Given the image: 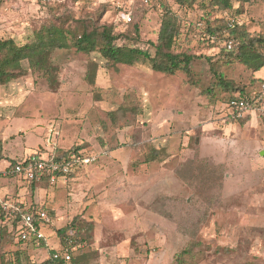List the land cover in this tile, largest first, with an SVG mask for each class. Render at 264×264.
Wrapping results in <instances>:
<instances>
[{"label": "rangeland", "instance_id": "374dc122", "mask_svg": "<svg viewBox=\"0 0 264 264\" xmlns=\"http://www.w3.org/2000/svg\"><path fill=\"white\" fill-rule=\"evenodd\" d=\"M118 1L0 0V39L29 42L56 18L68 25L89 18L122 30ZM251 1L239 13L237 0L222 11L207 0H151L135 17L139 38L116 41L153 55L157 23L170 10L179 25L173 50L194 56L189 76L157 72L139 60L109 64L98 51L70 47L52 55L56 91L25 62V75L0 85V168L35 153L46 158L54 147L95 156L53 184L1 177L0 185L18 194L6 201L17 199L23 211L43 203L52 213L35 245L17 241V220L0 206V264L16 250L21 264L47 259L63 244L57 229L75 216L92 224L90 238L73 251L83 264H264V119L230 122L231 92L214 75L221 72L248 92L264 69L254 74L236 58L225 59L224 43L206 35L207 22L233 15L264 36V0ZM153 149L159 155L147 161Z\"/></svg>", "mask_w": 264, "mask_h": 264}, {"label": "trees", "instance_id": "16d2710c", "mask_svg": "<svg viewBox=\"0 0 264 264\" xmlns=\"http://www.w3.org/2000/svg\"><path fill=\"white\" fill-rule=\"evenodd\" d=\"M174 1L180 4H192L196 0ZM237 1L239 2V13H243L244 4L252 2L251 0ZM207 2L217 11L229 9L232 6V0H207ZM147 5L141 3V0H134L133 4H131L132 21L123 25L124 28L118 31L114 30V26L111 23L99 24L98 20L92 21L89 18L71 19L73 22L71 25H68V21L65 23V20L56 18L54 21L48 20L46 24L42 25L29 42L18 44L12 38L0 39V85L7 84L12 79L25 75L27 73V69L23 65L25 62L28 69L38 72L45 79L49 88L52 91H56L59 84L58 68L53 63L52 55L55 50L68 49L70 47L84 53L98 51L105 62L109 64L121 63L132 65L139 60L148 62L151 69L157 72L173 73L176 70H182L189 76L191 74L190 63L194 56L173 50L176 38L179 35V25L178 16L170 10L163 11L157 23L158 29L156 41L153 43V55L146 49L121 45L116 42L119 39L137 40L139 38V25L135 21V17L136 14L140 13L143 6ZM206 35L212 42L222 41L224 43L222 50L224 51L223 57L225 59L230 61L232 58H236L250 69L252 73L264 69V36L250 33L244 23L236 25L233 28H228L223 19L215 20L213 24L207 22ZM229 40L237 41V44L232 49L226 47V43ZM92 66L86 74V78L91 83L94 80L95 69L97 67L94 63H92ZM214 75L216 77L215 84L231 92L229 98L237 93L240 95H250L252 91L246 92L243 87L236 85L233 81L227 80L221 72L217 73L214 71ZM262 77H259L258 81L262 80ZM114 112L116 113L117 111L115 110ZM249 118V116H245L243 118L227 119L230 122H243ZM79 148L72 146L67 150H61L58 147H54L50 156L54 159H60L73 154L84 156L85 154L80 152L81 149ZM158 155V150L153 149L152 154L147 157V161L154 160ZM12 165L9 164L8 168ZM74 175L75 173L71 172L68 178ZM41 180L47 181L45 178ZM35 181L32 180L30 183ZM42 208L49 215L52 213L48 208L43 206ZM35 210L27 209L24 212H33ZM0 216H3L1 210ZM15 218L18 220V216ZM91 230V223L83 224L80 218L75 216L63 227L57 229L56 233L60 239V243H64V238L70 236L74 240L73 245L77 247V243L81 244L82 241L90 238L89 233ZM13 235H15V232ZM53 252L49 254L47 259L38 264H65L63 260H53ZM20 254L21 252L16 250L13 259H10L8 264H21ZM76 256L72 252V259L67 264H83L80 263L81 255Z\"/></svg>", "mask_w": 264, "mask_h": 264}, {"label": "built area", "instance_id": "2783aa9c", "mask_svg": "<svg viewBox=\"0 0 264 264\" xmlns=\"http://www.w3.org/2000/svg\"><path fill=\"white\" fill-rule=\"evenodd\" d=\"M151 0H141V3L147 5ZM134 0H122L115 4V9L122 25L132 21L131 4ZM225 23L228 28H233L240 25V21L236 16L230 15L225 17ZM237 44V41L229 40L226 43L228 49H232ZM228 109L227 117L229 119L243 118L245 116L264 118V76L259 81L256 89L252 90L250 95L235 94L226 103ZM95 160V156L70 155L60 159H54L47 154L37 156L32 154L24 159L16 162L13 166L4 171H0V178L10 174L22 175L25 180H41L45 178L48 183L53 184L58 178L64 181L68 180V175L78 172L85 168L89 163ZM0 206L8 213H12L14 217L18 216L15 224V236L20 242L26 243L30 240H40L43 238V233L40 230L42 222H50V217L47 211L43 208H38L33 212H24L18 205H11L6 201H0ZM71 238L66 237L59 251H54L52 254L53 260H63L65 264L72 259V252L75 250Z\"/></svg>", "mask_w": 264, "mask_h": 264}, {"label": "crops", "instance_id": "0c3cea01", "mask_svg": "<svg viewBox=\"0 0 264 264\" xmlns=\"http://www.w3.org/2000/svg\"><path fill=\"white\" fill-rule=\"evenodd\" d=\"M256 73V72H255ZM254 73V74H255ZM263 76H264V74H263ZM43 153H47V152H43ZM43 153H41V154H43ZM0 154H1V151H0ZM3 157V154L0 156V158H2ZM5 157H7V156H5ZM9 164H10V162H9ZM9 164H7L6 166H4L3 168H0V171H4L5 169H8V166H9ZM3 177H6V176H3ZM0 181H1V178H0ZM42 180H38V181H35V182H41ZM29 182V181H28ZM40 189V188H39ZM8 195H18V194H16V190L15 191H10V189H8V187H6V186H1L0 185V201H6V198L7 197H10V196H8ZM16 201H18L17 199H16ZM11 202V201H9V200H7L6 202H8L9 204H11V205H16V204H18L17 202ZM19 206V205H18ZM42 206L43 207H45L44 205H43V203H40V206L39 207H36V209H38V208H42ZM50 216V215H49ZM51 218V217H50ZM43 233V232H42ZM42 240H44V239H42ZM34 242V244L35 245H38V244H40V240H33ZM62 246V245H61ZM60 246V247H61ZM60 247H59V249H60ZM59 249L57 250V251H59ZM56 251V250H55Z\"/></svg>", "mask_w": 264, "mask_h": 264}]
</instances>
